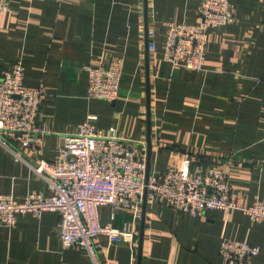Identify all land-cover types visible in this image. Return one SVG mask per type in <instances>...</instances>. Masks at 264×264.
I'll use <instances>...</instances> for the list:
<instances>
[{
  "label": "crops",
  "instance_id": "0c3cea01",
  "mask_svg": "<svg viewBox=\"0 0 264 264\" xmlns=\"http://www.w3.org/2000/svg\"><path fill=\"white\" fill-rule=\"evenodd\" d=\"M202 1L6 0L12 11L0 19V79L21 56L24 87L47 92L37 119L47 134L29 149L14 144L20 159L0 146V194L16 201L51 195L30 165L53 162L62 138L93 115L98 129L114 128L147 149L150 126L151 176L192 157L194 165L228 170L244 206L264 201V0H231L239 21L209 31L203 68L173 67L163 58L164 23L199 25ZM147 28L154 30V50ZM114 60L123 66L119 98H88L87 67L108 68ZM145 208L140 258L141 221L134 248L95 240L102 264H224L223 239L260 246L249 264H264V226L242 212L192 217L148 197ZM111 214L100 207L101 224L131 220L122 211L114 220ZM60 221L57 212L45 211L39 218L20 214L10 228L0 225V264H92L78 247L63 248Z\"/></svg>",
  "mask_w": 264,
  "mask_h": 264
},
{
  "label": "built area",
  "instance_id": "2783aa9c",
  "mask_svg": "<svg viewBox=\"0 0 264 264\" xmlns=\"http://www.w3.org/2000/svg\"><path fill=\"white\" fill-rule=\"evenodd\" d=\"M59 4L67 0H55ZM12 9L0 0V19ZM199 25L166 22L164 61L173 67L201 70L205 62L208 34L212 29L236 24L231 0H203L198 10ZM149 50L156 48L154 30L148 29ZM122 62L114 60L108 68L102 62L87 67V96L115 102L119 98ZM24 64L17 58L10 71L0 79V146L17 158V149L40 144L47 134L38 124L39 108L47 96L43 86L36 90L24 87ZM89 115L74 134L64 136L53 162L40 160L30 168L47 184L51 195L28 194L20 201L0 194V225L13 227L17 216L32 214L39 218L45 211L60 215L59 238L64 249L78 247L92 264H102L95 240L107 238L110 244L134 248L142 219L144 198L167 204L175 212L192 217L208 211H239L252 222L264 226V201L244 206L231 187L228 170L219 163L194 165L187 157L179 165L170 164L158 178L147 175V143L106 133ZM111 208L112 220L117 211L128 213L131 220L116 227L113 221L101 224L99 208ZM261 253L260 246L223 239L220 256L224 264H249Z\"/></svg>",
  "mask_w": 264,
  "mask_h": 264
},
{
  "label": "water",
  "instance_id": "95a60500",
  "mask_svg": "<svg viewBox=\"0 0 264 264\" xmlns=\"http://www.w3.org/2000/svg\"><path fill=\"white\" fill-rule=\"evenodd\" d=\"M147 31H148V28H147ZM150 126H149V134H148V160H147V167H148V170H147V175H149V170H150V152H151V131H150ZM146 204H147V194L145 195V198H144V204H143V213H142V220H141V233H140V244H139V258H140V255H141V245H142V240H143V235H144V229H145V210H146ZM138 264H139V261H138Z\"/></svg>",
  "mask_w": 264,
  "mask_h": 264
}]
</instances>
